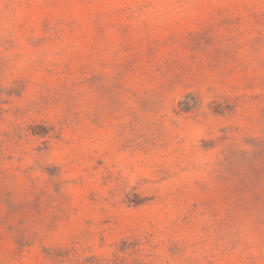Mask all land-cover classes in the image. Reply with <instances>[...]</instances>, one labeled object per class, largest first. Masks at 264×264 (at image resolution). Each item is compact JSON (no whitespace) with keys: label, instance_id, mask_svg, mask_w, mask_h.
Segmentation results:
<instances>
[{"label":"rangeland","instance_id":"374dc122","mask_svg":"<svg viewBox=\"0 0 264 264\" xmlns=\"http://www.w3.org/2000/svg\"><path fill=\"white\" fill-rule=\"evenodd\" d=\"M0 264H264V0H0Z\"/></svg>","mask_w":264,"mask_h":264}]
</instances>
